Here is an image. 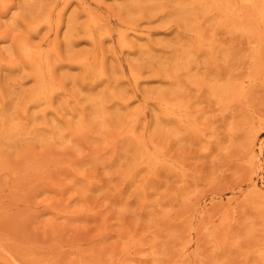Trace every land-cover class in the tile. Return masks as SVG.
Listing matches in <instances>:
<instances>
[{
	"label": "rangeland",
	"instance_id": "374dc122",
	"mask_svg": "<svg viewBox=\"0 0 264 264\" xmlns=\"http://www.w3.org/2000/svg\"><path fill=\"white\" fill-rule=\"evenodd\" d=\"M263 254L264 0H0V264Z\"/></svg>",
	"mask_w": 264,
	"mask_h": 264
},
{
	"label": "bare ground",
	"instance_id": "6f19581e",
	"mask_svg": "<svg viewBox=\"0 0 264 264\" xmlns=\"http://www.w3.org/2000/svg\"><path fill=\"white\" fill-rule=\"evenodd\" d=\"M259 149V148H258ZM259 150H261V148L259 149ZM261 153H262V151H260ZM261 156V155H260ZM261 164V163H260ZM252 183V182H251ZM264 255V254H263Z\"/></svg>",
	"mask_w": 264,
	"mask_h": 264
}]
</instances>
